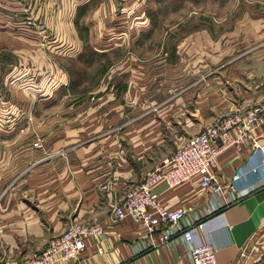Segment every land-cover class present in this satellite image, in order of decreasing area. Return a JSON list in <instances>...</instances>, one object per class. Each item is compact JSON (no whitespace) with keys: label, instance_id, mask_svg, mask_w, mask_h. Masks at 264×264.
Listing matches in <instances>:
<instances>
[{"label":"crops","instance_id":"1","mask_svg":"<svg viewBox=\"0 0 264 264\" xmlns=\"http://www.w3.org/2000/svg\"><path fill=\"white\" fill-rule=\"evenodd\" d=\"M103 1L74 7L79 45L61 58L58 77L41 81L34 101L47 107L37 137L0 143L14 162L0 168V181L24 174V189H0V262L36 252L68 224L96 223L102 238H87L79 261L191 264L179 239L159 243L129 217L114 220L111 208L221 112L264 99V0H151L142 9L149 28L99 49L93 43L102 31L86 17L104 21ZM213 174L218 192L200 190L194 179L153 192L159 205L185 210L181 223L197 243L213 246L217 264L246 263L249 242L264 229L262 156L227 148Z\"/></svg>","mask_w":264,"mask_h":264},{"label":"rangeland","instance_id":"2","mask_svg":"<svg viewBox=\"0 0 264 264\" xmlns=\"http://www.w3.org/2000/svg\"><path fill=\"white\" fill-rule=\"evenodd\" d=\"M84 1L86 0H0L1 144L13 142L15 139L28 141L29 133L34 137H37L36 133L39 134L41 118L45 116L40 112L46 110V104L34 100L40 91L42 80L58 77L56 67L62 61L63 55L76 53L79 42L73 37L70 20L74 7ZM148 1L151 0H104L100 9L104 21L98 22L96 13L86 17L90 29L102 31L93 45L105 49L114 43L124 44L135 30L141 29L143 25L149 28V23H143L142 11L148 6ZM208 9L214 14V3L209 2ZM119 33H124L123 38H120ZM62 152L53 151L52 155ZM7 154V151L0 149V168L4 171L6 167L14 164L7 159ZM22 165L23 162L18 163V166ZM13 172L5 180L1 179L0 189H24V174L15 175ZM17 177L19 183L15 185L14 180ZM134 184L136 183L132 185ZM35 241L33 231V242ZM47 242L39 247L33 246L32 252L42 249ZM246 249L247 255L242 257L246 263L243 264H264V229L251 239Z\"/></svg>","mask_w":264,"mask_h":264},{"label":"built area","instance_id":"3","mask_svg":"<svg viewBox=\"0 0 264 264\" xmlns=\"http://www.w3.org/2000/svg\"><path fill=\"white\" fill-rule=\"evenodd\" d=\"M33 145H39L38 139ZM230 147L237 153L245 149L258 152L264 163V99L242 109H226L199 132L187 137L169 157L126 190L123 199L111 208L113 219L129 217L145 233L153 234L159 243L179 239L191 264H217L213 246L197 243L192 229L181 223L185 210L179 206L159 205L153 188L157 184L170 188L194 179L200 190L218 192L221 185L213 174L215 158ZM103 232L102 226L96 223H71L42 249L20 260L4 259L0 264H53L68 260L87 264L79 261L85 241L91 236L100 240ZM97 251L100 252L99 247Z\"/></svg>","mask_w":264,"mask_h":264}]
</instances>
